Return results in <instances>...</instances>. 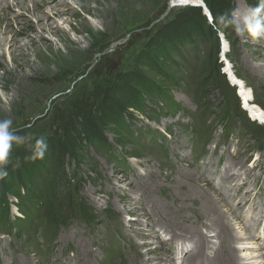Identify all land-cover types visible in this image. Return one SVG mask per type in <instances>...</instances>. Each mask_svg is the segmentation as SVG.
<instances>
[{"label":"rangeland","instance_id":"1","mask_svg":"<svg viewBox=\"0 0 264 264\" xmlns=\"http://www.w3.org/2000/svg\"><path fill=\"white\" fill-rule=\"evenodd\" d=\"M67 1L78 16L57 20L70 22L60 37L46 34L52 47L30 57L34 68L20 74L13 105L0 95V119L33 137L13 148L7 173L31 160L40 136L63 158V169L49 163L50 173L39 180L34 211L18 198L19 187L10 191L6 177L0 180L12 217H24L22 202L30 221L21 229L0 226V264H133L139 252L151 263L169 257L181 264L198 237H178L161 218L194 189L217 216L204 211L199 221H224L243 244L252 236L264 240V123L218 71L219 37H225L227 58L264 112V42L214 30L217 17L258 0H208L212 29L197 26L199 8L169 9L170 0ZM30 22L37 24L34 17ZM4 61L12 67L8 56ZM200 228L210 247L219 245L213 230ZM206 250L213 260L215 249ZM245 252L240 264H255L256 254L243 261ZM256 253L264 255V246Z\"/></svg>","mask_w":264,"mask_h":264},{"label":"bare ground","instance_id":"2","mask_svg":"<svg viewBox=\"0 0 264 264\" xmlns=\"http://www.w3.org/2000/svg\"><path fill=\"white\" fill-rule=\"evenodd\" d=\"M174 1L184 2V3H192V2H197V1L201 2V0H174ZM29 2L32 3L33 5L30 6ZM15 9L18 10L17 15L16 16L10 15V12ZM66 16L70 18L78 16V14L72 10V7L69 5V2L67 0H40V2H35L34 0H0V70L3 71V73L0 74V89H2L4 92H8V91L14 90L13 88L15 86L18 87V84L20 83V79H22L20 77L21 76L20 74L22 72L27 73L26 71L28 68H34L35 64L32 63V60L30 59V57L32 55L37 56V53L41 52L44 46H46L49 49L52 47L51 44H49L50 41L48 40V37H46V34L48 33L51 36L59 35V37L62 33L64 34L63 26L65 24H69L70 22L69 20H67L65 21L64 24H60L57 20L63 17H66ZM33 17L37 21L36 26L32 25L30 22L31 18ZM75 31L81 34V31L78 29H76ZM6 56H8L9 59L11 60L12 67L10 65H5L4 57ZM8 76L10 80H8ZM262 76H264L263 72H262ZM237 82L240 83V85L242 86V88H240V92L238 93V95L241 94V97L245 105V101H247V98H248V91H249L248 87L246 86V84H244L241 81V79L239 80L237 78ZM249 98L251 99V97ZM1 104H2V99L0 98V108L2 109ZM8 104L10 107L13 105V102L11 103L8 102ZM246 105L248 106V109L251 112V115H253L255 118H258L261 122L264 123V112L262 111V109L259 106L255 105L253 102H251V100L250 101L248 100ZM1 109H0V118L4 115V112H5V111H2ZM185 173L186 172L184 171L182 175H183V178L187 179ZM216 192L218 193V191ZM179 197H180L179 199H181L182 205L181 207H179L180 206L179 205L178 210H175V212L172 210L173 212L171 215H173V217H171V215L169 216L167 215L165 218L161 216L162 217L161 219L163 220V224L166 225L168 230L175 233V235L179 234L178 237L180 235L184 237L185 234L196 235L198 237L197 249L195 250V252H193V254H191V256H189V258H187L188 255L182 257L181 264H182V260H185L186 261L185 263L189 262L190 264L191 263L202 264L203 261L205 262L204 260L205 258L207 259L206 261L207 264H240L242 259L239 258V254L240 253L242 254L243 250H246V252L243 254L245 256V259H243V261L249 262L250 260L251 262V259L253 260L256 259V261L254 260L255 262L253 261L255 264L264 262V255H259V253H256L258 250H261L264 246V240L262 238H259L257 236L255 237L252 236L248 238V242L250 240L249 243L245 242L247 244L245 243L243 244L245 239L239 240L237 237H234L233 232L229 229L230 227L224 224V221L221 220L223 224H220V221L215 222V220L213 219V224L211 225L206 224L204 220L199 221L198 220L199 218H203L201 216L202 214H204L203 213L204 211L207 212L206 214L209 216L210 214L214 216L216 214L214 211L215 209L209 206L210 203L208 204L207 199L202 194H200L198 191H195V189L187 191V192H183V195ZM184 201H186L187 204L186 203L184 204L183 203ZM217 205L220 206L221 204L217 203ZM254 205H256V203H253L251 205L252 209ZM260 206L264 209V204ZM190 213L195 214V218L191 217L192 214L190 216ZM179 217H183V223L177 219ZM187 222L189 223V225L190 224H194V225L188 226V224H186ZM200 226L206 229L213 230L210 233L217 234V235L215 234V236L212 238L213 239L215 238L216 241L219 240V245L215 244L214 248L210 247L209 243H212L211 239L209 238V235L204 234V232H202ZM161 241L159 242V247L162 246ZM253 241L256 242L255 247H248L249 244H253ZM235 244L240 245L239 247L240 249L236 248ZM188 248H189L188 246H185V249L188 250ZM207 248L209 250L215 249V257L213 260H209V257H207V254H206ZM253 248L256 250H254ZM135 249L136 248L134 247L132 251ZM248 252H249V255H247ZM131 253L133 254V252ZM254 255L255 257H252L251 259L248 258L249 256H254ZM169 259L170 258L167 257L165 262L151 263L150 257H148L145 254L142 255L139 252L138 256L135 257L133 264H170ZM173 260L175 259H172V261Z\"/></svg>","mask_w":264,"mask_h":264},{"label":"clouds","instance_id":"3","mask_svg":"<svg viewBox=\"0 0 264 264\" xmlns=\"http://www.w3.org/2000/svg\"><path fill=\"white\" fill-rule=\"evenodd\" d=\"M228 29L245 36L253 45L264 42V0H258L255 7L246 5L243 9H232L217 17L214 30L219 32ZM259 63H264V61H259ZM0 95L5 96L9 103L15 99L14 91L4 92L0 89ZM32 140L30 133L20 134L19 130L14 127L12 119H0V180L8 175L6 166L10 162L9 157L13 148L31 143ZM47 150V138L40 136L35 139L29 159L42 160Z\"/></svg>","mask_w":264,"mask_h":264},{"label":"trees","instance_id":"4","mask_svg":"<svg viewBox=\"0 0 264 264\" xmlns=\"http://www.w3.org/2000/svg\"><path fill=\"white\" fill-rule=\"evenodd\" d=\"M205 3L209 10H211L213 17L215 18V12L212 8V5L208 0H205ZM200 13V17L197 20V26L199 28H202L201 25L204 26L205 29H212L211 23L206 22V18L202 13L200 12V9H198ZM191 28V26H190ZM196 28V27H194ZM201 34L202 31H199ZM218 71L220 72V68H218ZM236 89L234 88V91ZM61 150L59 147L52 146L51 144L48 145V150L45 154V157L42 160H30L29 162H19L17 164V167L15 170H11L9 174L6 176L7 182L6 187L13 189L12 187H19L18 191V198H21L24 203H29L30 211L36 210L37 202L35 200L38 199L40 187H39V180H43L44 177L48 176L50 173L49 169V163H51V167L54 168L53 170H57L58 168H61V162L63 161V158L60 159V153ZM48 159V164H44V161ZM50 161V162H49ZM51 169V168H50ZM20 193L22 195H20ZM2 197V199H1ZM35 199V200H34ZM0 226L4 228H11V227H17L21 229L23 226L30 224V221H25L27 217V210L25 209L24 204L19 202L18 207L20 212L24 215L23 218H16L12 217L11 215V207L8 204L7 198H6V190L0 191ZM12 218L13 221H12ZM19 231V230H18ZM20 232V231H19Z\"/></svg>","mask_w":264,"mask_h":264},{"label":"built area","instance_id":"5","mask_svg":"<svg viewBox=\"0 0 264 264\" xmlns=\"http://www.w3.org/2000/svg\"><path fill=\"white\" fill-rule=\"evenodd\" d=\"M184 7H192V8H199L202 9L204 16L208 21L214 20L213 19V14L211 10L208 9L205 0H201V2H192V3H184V2H177L174 0L169 1V9H176V8H184ZM221 41V54L219 56V68L221 75L227 79V81L234 86L236 91L239 93L240 88L242 86L240 83L237 82V76L235 67H233V64L231 63L230 59L227 58V52H228V43H224L225 37H219ZM240 79V78H239ZM241 95V94H239Z\"/></svg>","mask_w":264,"mask_h":264}]
</instances>
